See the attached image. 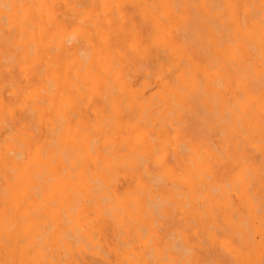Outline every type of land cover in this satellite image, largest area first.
I'll return each mask as SVG.
<instances>
[{"label":"bare ground","instance_id":"1","mask_svg":"<svg viewBox=\"0 0 264 264\" xmlns=\"http://www.w3.org/2000/svg\"><path fill=\"white\" fill-rule=\"evenodd\" d=\"M177 220L264 264V0H0V251L79 264L111 223L153 264Z\"/></svg>","mask_w":264,"mask_h":264},{"label":"rangeland","instance_id":"2","mask_svg":"<svg viewBox=\"0 0 264 264\" xmlns=\"http://www.w3.org/2000/svg\"><path fill=\"white\" fill-rule=\"evenodd\" d=\"M206 21L215 27L214 21H212L211 19H207ZM183 31L187 32V37L192 47H194L196 50H207V33L202 26L197 23V25L195 24V26H188L186 30ZM139 80L140 79L138 78H134V81L137 84L139 83ZM185 130L188 131V133H190V136L193 137L199 134L200 136H202V131H208L204 128L203 119H196L191 116L185 124ZM47 225V228H51L52 226L51 223ZM182 230V223L179 220H177L173 224L167 223L158 228L161 236V238L158 239V245L163 252V258L160 260V262L156 258L153 264H235L230 255L222 248L218 247L217 245L211 246L209 245L207 239L203 237L198 238L193 234H189L185 238L181 233ZM91 233L93 243L83 242L84 244H82V248H77V244L72 247L74 255L78 258V263L105 264L99 256L103 254L112 261V264H120V257L116 256L114 253L109 252L104 245V238H106L107 240H109V242L117 244L120 248V228L112 225L111 223H107V226L104 230L102 229L99 231H92ZM166 243H168L169 246L171 245V247H169L172 251L171 258H168V256L166 255ZM91 250H98V255H94ZM17 252L18 251L10 252L1 250L0 264H21L19 262Z\"/></svg>","mask_w":264,"mask_h":264}]
</instances>
